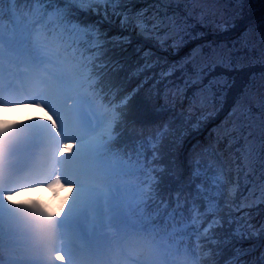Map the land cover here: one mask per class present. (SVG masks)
I'll return each instance as SVG.
<instances>
[{"label": "snow or ice", "instance_id": "6c2138e0", "mask_svg": "<svg viewBox=\"0 0 264 264\" xmlns=\"http://www.w3.org/2000/svg\"><path fill=\"white\" fill-rule=\"evenodd\" d=\"M131 2L0 0V264H264V251L256 255L264 222L236 215L249 198L264 203V23L231 45H196L169 62L153 49L187 47L208 11L195 6L222 0H153L135 12ZM82 11L117 18L119 32L81 20ZM132 34L150 46L135 49L125 80L138 83L129 90L113 81L125 63L108 54L126 53ZM253 62L262 71L244 87L231 126L217 129L208 159L191 160L187 184L173 189L163 180L174 165L170 125L137 130L133 98L152 81L148 100L197 112L221 87L211 71ZM25 109L33 119L6 122L23 121L5 113ZM22 193L33 194L13 199Z\"/></svg>", "mask_w": 264, "mask_h": 264}, {"label": "trees", "instance_id": "16d2710c", "mask_svg": "<svg viewBox=\"0 0 264 264\" xmlns=\"http://www.w3.org/2000/svg\"><path fill=\"white\" fill-rule=\"evenodd\" d=\"M133 1L134 0H132V2ZM247 1L248 5H246V1L243 2L242 7L239 10L240 13L237 12L236 14V11H233L234 13L228 14L226 17H224L222 11L219 13H212V17L207 19L213 22L212 24L215 23L217 26H224V28L219 34L217 33L216 36H213L214 34L212 33H210L211 35H207L208 33L206 32L207 36L204 35L206 37L203 38V41H211L212 44L217 46L225 41L223 44L231 45L232 42L234 43L237 41L236 39L240 38L237 36L242 30L250 24H253L254 20H264V0ZM132 2L127 5V8L133 12L141 9H151L144 1L139 0V2H141L140 7L133 5ZM8 7H10V5L6 4L5 8ZM18 7H23V5H18ZM179 7L183 9L181 6ZM238 15L240 17H238ZM80 17L81 20L92 24L96 23L98 20L103 21L102 16H90L80 13ZM112 19L114 21L113 23L103 21V23L99 25L102 30H107L110 36L119 32L118 19L115 17ZM229 19H233V21L229 22ZM4 23L7 25V17L5 18ZM230 25L232 27L227 28V26ZM125 34L127 35L128 33ZM131 39L132 43L126 46L128 49L126 53H121L119 50H115L108 54L113 61L120 60L125 63V68L122 71L115 73L113 81L117 85H124L129 90L132 86L138 83L136 80H133L131 83H127L125 80V77L130 73L134 62L139 59V56L135 53V49L137 47L146 49L150 46L144 41L143 37H139L135 34L131 36ZM189 49H191V47ZM153 50L157 52L158 56L166 58L169 62L182 58L178 54L171 55L164 49ZM255 55L258 56V53ZM253 63H246L244 66L239 64L240 66L237 65L236 70L228 69L229 71H226L223 70V68L216 67L211 71V77H222L223 80L226 78V81L221 83V87L216 89L214 95L210 94L207 105L197 112H190L187 109L186 104L183 107H181L179 103H177L174 108L171 106L164 107L163 96L158 100H148L147 89L152 81H149L144 89L133 98L129 108L128 119L135 122L137 130L143 128L145 134H147L158 125L164 123L170 125L172 135L170 139L166 141V151L168 153V160L174 161V165H170L173 170L165 173L163 180L165 183L170 184L173 189L180 188L187 184L191 171L189 166L191 160L197 156H202L203 159L207 160L208 157L203 155L205 151L217 146V129L222 128L223 126H229L231 119H226L229 109L236 107L238 98L241 96L244 87L248 85L247 81H250L249 77L252 75L251 73H257L258 77L262 71V66L258 62L255 64ZM224 147L225 145L223 143L219 144L221 150H223ZM223 159H229L226 152L224 153ZM225 171H228L227 166L225 167ZM229 178L235 180L236 177L234 170L229 174ZM240 183L243 186V176H241ZM258 194L259 193L257 192L256 195ZM244 195L247 196L248 193L245 192ZM250 200L251 198L248 200L249 206L242 208L239 213H236V215L247 214L250 216L253 223L264 222V203H259L258 201L252 203ZM221 203L223 205V201ZM256 243H258L257 239H253L252 241L246 240L243 242L242 246L250 247ZM260 251H264V249H258L256 255H258Z\"/></svg>", "mask_w": 264, "mask_h": 264}, {"label": "rangeland", "instance_id": "374dc122", "mask_svg": "<svg viewBox=\"0 0 264 264\" xmlns=\"http://www.w3.org/2000/svg\"><path fill=\"white\" fill-rule=\"evenodd\" d=\"M141 1H144L145 2V4H147V6L149 7V8H152V2H153V0H141ZM247 2L246 3V5H248V1L247 0H243V2ZM243 2L242 3H234V2H232V0H222V2H220V3H216V4H208V5H198V8H206L208 11L205 13V16H206V19L204 20V22L201 24L200 23V20H199V16H197L196 17V19L194 20V22H193V25H192V27L194 28V31H196L197 33H199V36L196 38V39H194L193 41H192V43H190V44H188V46L187 47H184V48H182L179 52H176V51H174L173 49H168L166 52H168L169 54H171V55H176V54H178V55H180L181 57H184V56H186L189 52H190V50L194 47V46H196V45H203V46H207V45H209V44H212L211 43V41H209V42H206V40H204L203 41V38L204 37H206L207 35H211L210 33H212V34H214L213 36H216V34L218 33H220L221 31H222V29L224 28V26H217V24H212L213 22H211L210 20H208L207 18H210V17H212V13H219V12H221L222 11V13H223V15H224V17H226L228 14H231V13H234L233 11H236V14H237V12L238 13H240V8L242 7V4H243ZM132 4L133 5H137V6H139L140 7V4H141V2H139V0H134L133 2H132ZM174 7H176V5H173ZM183 9L185 8V7H192V6H186V5H183V4H181L180 5ZM195 7H197V6H195ZM215 8H216V10H215ZM216 12H215V11ZM80 13H84V14H87V15H90V16H93V15H96V16H98L97 14H95V13H93V12H88V11H82V12H80ZM238 17H240L239 15H238ZM208 20V21H207ZM230 21H233V19H229V22ZM264 22V20L262 19V20H254L253 21V24H250L249 26H247V27H245L244 28V30H242V32L237 36V37H241V35L243 34V33H245L246 31H248V30H250V29H253V30H258L259 29V26H260V24L261 23H263ZM228 27H232L231 25L230 26H227V28ZM206 32L208 33L207 35H206ZM204 35H206V36H204ZM132 36H133V34H132ZM236 38V37H235ZM236 40H238V39H236ZM212 42H213V40H212ZM225 41H223L222 42V44H220V45H218V46H222V45H225V44H223ZM227 42V41H226ZM233 43V42H232ZM227 45H230V44H227ZM191 47V49H189ZM255 63H257V62H254L253 64H255ZM246 63H243V64H241L242 66H244ZM238 66H240L239 64H238ZM218 68H223V70H226V71H229L228 69H226V68H224V67H218ZM22 71V70H21ZM252 75H253V73H251ZM254 74H256L257 75V73H254ZM251 75V76H252ZM251 76L249 77L250 79H251ZM211 78H213V77H209V79H211ZM248 78V79H249ZM224 81H226V78H224V80L222 79L221 80V83L222 82H224ZM249 82L250 81H247V84H249ZM220 99H221V96H220ZM256 98H253V99H251L250 101H249V103L252 105V111H253V113H257L258 112V108L255 106L256 105ZM235 108L236 107H234V108H231V109H229V113L227 114V117H226V119L227 118H230L231 120H234L235 119V117L232 115V113L234 112V110H235ZM5 115H7V112L5 113ZM10 116H14V115H10ZM19 116H22L23 118H24V120L23 121H14V120H9V121H6L7 123H17V122H21V123H27L29 120H31V119H33V117H31V116H29V115H23V114H21V115H19ZM41 119H43V116H41L40 117ZM229 126H231L230 125V123H229ZM36 127V125H25V128L26 129H33V128H35ZM22 182L21 181H18L17 182V184L16 185H14V186H20V184H21ZM5 187H7V185L5 186ZM22 194H24V193H22ZM22 194H21V196L20 197H13V199L14 200H18V199H22ZM259 195V194H258ZM37 198V197H36ZM63 197H61V199H62ZM29 199H31V197H29L28 198V200ZM28 200H23V201H15V202H28ZM256 200L255 199H252L251 198V200H250V202H255ZM41 203H42V201H41ZM69 211H71L70 209H69Z\"/></svg>", "mask_w": 264, "mask_h": 264}, {"label": "bare ground", "instance_id": "6f19581e", "mask_svg": "<svg viewBox=\"0 0 264 264\" xmlns=\"http://www.w3.org/2000/svg\"><path fill=\"white\" fill-rule=\"evenodd\" d=\"M30 110H27V109H25V110H20V111H8L7 112V115L8 116H10V115H14V116H19V115H21V114H23V115H28V112H29ZM33 193H24V194H22V198L25 196V195H32ZM26 200H28V199H26Z\"/></svg>", "mask_w": 264, "mask_h": 264}]
</instances>
